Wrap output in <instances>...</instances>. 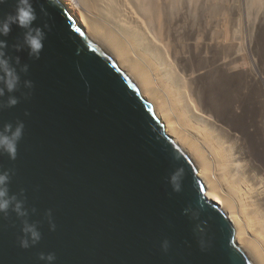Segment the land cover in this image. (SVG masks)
Listing matches in <instances>:
<instances>
[{
    "label": "water",
    "instance_id": "obj_1",
    "mask_svg": "<svg viewBox=\"0 0 264 264\" xmlns=\"http://www.w3.org/2000/svg\"><path fill=\"white\" fill-rule=\"evenodd\" d=\"M15 5H0V20ZM32 5L33 27L45 32L39 59L28 55L25 29L13 25L0 36L6 54L28 65L21 81H32L13 93L15 106L0 110V127L25 125L16 159L0 155V171L14 170L9 190L42 237L21 248L25 218L0 214V264H45L41 252L54 253V264H254L228 212L207 197L199 164L115 59L63 0L59 7L56 0ZM181 168L176 191L171 176Z\"/></svg>",
    "mask_w": 264,
    "mask_h": 264
},
{
    "label": "bare ground",
    "instance_id": "obj_2",
    "mask_svg": "<svg viewBox=\"0 0 264 264\" xmlns=\"http://www.w3.org/2000/svg\"><path fill=\"white\" fill-rule=\"evenodd\" d=\"M213 1L63 0L88 37L152 104L169 136L199 164L207 197L228 212L250 260L264 264V165L251 157L240 132L245 110L238 116L260 86L251 91L255 71L239 63L244 47L229 41L242 36L240 20L227 1H221L220 13ZM189 26L187 47L181 32H190ZM250 50L264 54L258 46ZM187 52L191 58L184 57ZM259 61L254 58L252 65L263 74ZM193 66L195 75L187 74L185 68Z\"/></svg>",
    "mask_w": 264,
    "mask_h": 264
},
{
    "label": "clouds",
    "instance_id": "obj_3",
    "mask_svg": "<svg viewBox=\"0 0 264 264\" xmlns=\"http://www.w3.org/2000/svg\"><path fill=\"white\" fill-rule=\"evenodd\" d=\"M6 3V0H0V5ZM56 6H60V0H56ZM36 11L32 5V0H16L15 9L13 12L6 13L4 18L0 20V36H8L12 31L13 25L18 28L25 29L24 45L27 47L28 55L34 59H39L44 48L45 32L40 27H33V22L36 20ZM8 47L6 40H0V97H4L7 93V99L0 103V110L5 107H13L19 102V97L13 95L21 87V83L27 89L32 88V81L24 79L21 81V73L28 72V65H20V58L10 57L6 54L5 49ZM17 51L20 50V45L15 46ZM16 65H20L19 70ZM26 93L25 95H29ZM27 115V113H25ZM24 122L17 120L15 124L8 122L0 127V155H7L9 160H15L17 157V149L19 141L24 134ZM183 172V169H178L171 176L174 190H179V184L176 183L178 175ZM14 170L4 169L0 171V214L7 215L9 210L15 212L17 217L25 218L22 221L20 229L21 235L19 246L27 249L35 246L42 237V233L35 223H30L26 219L28 210L24 206V201L19 199L9 190ZM34 211V209H33ZM50 230H55V223L51 219V210L48 211ZM41 261L45 264H54L56 256L52 252L38 254Z\"/></svg>",
    "mask_w": 264,
    "mask_h": 264
},
{
    "label": "rangeland",
    "instance_id": "obj_4",
    "mask_svg": "<svg viewBox=\"0 0 264 264\" xmlns=\"http://www.w3.org/2000/svg\"><path fill=\"white\" fill-rule=\"evenodd\" d=\"M221 1L222 0H214L213 2H214V4L219 6L218 8H220L221 7V5H220ZM225 1H227V3L230 6L229 7L230 8V11H229L230 14L232 16L234 15V18H236V20H240V28H242V29L239 28L241 30L242 36L241 37L236 36V39L234 38L235 39L234 42L232 39L229 41L232 42L234 46L238 45V46H241L242 48L244 47V49H243L244 51L242 52V56H241V62H239V63L246 70H248L250 72L255 71L254 74H256V75L252 79L254 85L252 83L250 84V89L253 88V90H251V91L254 93L255 87H257V85L260 86L259 87L260 90H259L257 97L254 98L251 94H249L247 99H246V106L247 107L242 108V112H240L238 114V116L241 115V113H243V111L245 110V116L246 117L245 118L242 117V119H241L242 122H243V120H244V122L242 123V125H240V127H242L240 129V132L243 131V134H244V131H245L244 138H245V141L247 142L246 144H247L248 148L251 151V157L255 160L259 159L261 164L264 165V91H263L264 70H263V74H261L260 70L258 69L259 67L252 65V64H254V58H255L257 60H260L259 62L261 63V69L262 68L264 69V66H262V63H264V54L255 55L250 50L251 46L252 47L258 46L264 52V21L262 19V17L264 16L263 15L264 14L263 13L264 12V0H259V1L258 0H251L252 1L251 3H249L248 0H225ZM246 2H247V5H246ZM253 7H254V9H253ZM246 9L249 10V12ZM218 11H219V13L222 12L221 8ZM246 13L247 14L249 13L251 15L250 18L247 17ZM256 15H257V17H256ZM259 15H260V18H259ZM256 20H259V21L256 22ZM179 24L180 23H178L177 25H179ZM246 26H248V27H246ZM244 27H245V29H243ZM186 30H188L190 32H185V33L181 32V34L183 35L182 41L184 42V43L183 42L182 43L188 47L189 46L188 44L190 43V40H191V37H190L191 28H190V26L187 29H185V31ZM232 30H234V29L232 28ZM255 30L257 32H255ZM247 31H248V33H247ZM249 31H251V32H249ZM254 34H256V35H254ZM238 35H240V32ZM242 45H244V46H242ZM184 57L191 58V54H189L187 52L186 55H184ZM209 57H211V55ZM185 70L188 72L187 74L195 75V73H196L194 66L190 67V68L186 67ZM256 72H258L259 74H257ZM250 100H251V102H250ZM258 117L260 118L259 120H257ZM261 118H262V122H261ZM247 130L251 131V133H247Z\"/></svg>",
    "mask_w": 264,
    "mask_h": 264
}]
</instances>
